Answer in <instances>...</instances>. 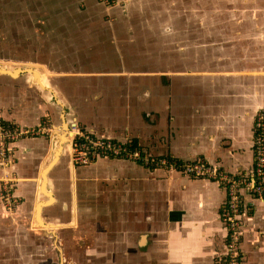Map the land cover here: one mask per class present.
<instances>
[{"label": "crops", "instance_id": "0c3cea01", "mask_svg": "<svg viewBox=\"0 0 264 264\" xmlns=\"http://www.w3.org/2000/svg\"><path fill=\"white\" fill-rule=\"evenodd\" d=\"M128 1L129 10L115 11L120 18L130 12L126 30L96 36L99 49H90L94 73L86 77L97 83L90 78L88 89L76 86L67 93L72 100L64 96L61 107L70 109L64 107V115H73L69 122L75 127L130 144L152 160L182 165L201 158L220 172L250 178L256 126L264 127V0H215L208 19L207 8L198 7L203 20L195 21V34L187 17L171 19L169 0ZM92 29L97 35L99 27ZM105 78L121 86L113 88ZM55 108L23 77L0 76V117L26 129L48 128L15 144L17 162L7 173L18 180L13 195L19 215L16 225L6 222L0 199V264L33 262L26 260L30 251L22 237L42 243L31 252L39 255L35 264L44 263L38 236L47 235L30 224L36 198L44 197L38 192L39 172L50 151L53 122L60 120ZM110 159L73 166L75 219L86 227L78 235L76 226L58 231L64 254L83 237L92 239L87 251L103 252L102 264H226L223 185ZM51 171L57 202L42 216L68 223L71 179ZM241 206L248 209L239 227L241 264H264V199L242 192Z\"/></svg>", "mask_w": 264, "mask_h": 264}, {"label": "rangeland", "instance_id": "374dc122", "mask_svg": "<svg viewBox=\"0 0 264 264\" xmlns=\"http://www.w3.org/2000/svg\"><path fill=\"white\" fill-rule=\"evenodd\" d=\"M159 4L160 2L157 1L156 12H158L157 7H160ZM185 4H187L186 10L183 8ZM168 5L170 6L171 19L175 22L182 20L184 17L188 18V28L191 34H195L196 32V22L199 23L200 20H203V18L198 17L199 13H196L195 9H198V7L200 9L207 8V16H204L205 13L201 15L208 19L211 16L209 11L215 9L216 6L215 0H169ZM119 8L129 10V1L0 0V63H9L10 65L38 64L40 68L43 67L52 73V76L49 77L62 96L72 100L71 96H67V93L69 94L72 88L77 86L84 89V86L87 85L88 89L89 84L87 80L90 78L94 83H97L96 77H86L88 74L94 73L91 68L94 62L89 53H91V48H95L96 52L99 49L96 36L101 38V36H105L110 31H112L114 36H117L126 30L125 26L128 24L127 20L129 18L131 20V15L130 12H127L124 17H118L115 11L119 10ZM157 19L162 20V14H159ZM223 20L225 18L220 16V21L222 22ZM94 27H99L97 35L96 31L94 32V29H92ZM106 40L108 39L106 38ZM89 42L92 44L89 45ZM112 64L117 66L115 62ZM105 80L113 88H115V85L121 86V83H119L121 81L116 82L115 79L112 80L111 78H105ZM131 87L135 88L133 84H131ZM78 128L83 130L80 127ZM142 154L144 155V153ZM118 159L123 160L122 158L110 160ZM157 161L165 160H155L154 166L150 165L147 167H157L156 164L159 163ZM165 163L169 164L167 161ZM171 168L165 169L164 172L170 171ZM175 172H178L180 175L182 174L177 169ZM4 208L2 207L8 216L6 217V222L16 225L18 214L15 215L16 213L9 212ZM100 210H102L101 207L96 208L94 212H99ZM106 214L102 213V216ZM78 217H80L79 214ZM113 217H116V215H113ZM80 220L79 218L78 222L76 221V228L73 231L77 235L84 234V228L86 227ZM90 224L96 228L99 222L93 220ZM58 231L62 232L63 230L59 229ZM38 237H43L42 241L45 250H47L44 254L43 264H47L49 261L52 264H58L57 252L51 243V238L45 235ZM33 239H36V237ZM74 241L76 244L70 250V255H67V253L63 255L65 264H102L105 262V256L101 254L103 252L94 253L87 251L86 248L92 243V239L88 238L86 240L83 237H76ZM22 242V244L30 245L28 238L22 237ZM34 247L36 248V246ZM28 249L30 252L26 254V260L28 262L32 259L33 262L29 264H35L34 261H39V257L33 255L31 247H28Z\"/></svg>", "mask_w": 264, "mask_h": 264}, {"label": "built area", "instance_id": "2783aa9c", "mask_svg": "<svg viewBox=\"0 0 264 264\" xmlns=\"http://www.w3.org/2000/svg\"><path fill=\"white\" fill-rule=\"evenodd\" d=\"M44 126V125H43ZM37 129H26L14 122H8L0 117V199L4 207L19 215V200L13 195L18 180L13 174H8L16 162L15 144L28 136H38L47 133V127ZM72 163L74 167L90 165L101 158H122L129 162H140L143 166L155 165L154 161L143 155L132 145L123 146L108 139L97 138L94 134L72 128ZM50 131V130H49ZM254 160L252 164V176L248 179L236 177L214 168L205 160L198 158L187 164H174L170 161H157V169L164 172L178 170L185 176L205 180L207 182L223 185L226 189V205L221 213L220 219L228 231V245L226 249V264H241L240 245L241 239L239 227L248 209H242V192L251 197L264 199V127L261 123L256 126L255 139L253 141ZM145 156V157H144Z\"/></svg>", "mask_w": 264, "mask_h": 264}, {"label": "water", "instance_id": "95a60500", "mask_svg": "<svg viewBox=\"0 0 264 264\" xmlns=\"http://www.w3.org/2000/svg\"><path fill=\"white\" fill-rule=\"evenodd\" d=\"M0 71L4 72L2 74H8L9 76L17 75L18 77H23V80L28 84L29 87L41 92L44 101L48 103V105L56 107L55 113L56 115H58V118H60V120L55 119V122H53L54 124L52 125L53 127L49 139L50 151L46 156L45 161H43L41 164V170L39 172L38 192H40L44 197H37L35 200L32 210L30 227L33 229H39L38 225H40L42 226L41 228H44L43 231H45V234L51 238V243L57 252L58 264H65L63 261V247L59 245L60 242L58 230L72 228L76 224L75 216L77 215V212L74 202V184L72 178L70 187L71 205L69 209L71 217L68 223L46 221V219L42 215L45 208L53 206V204L57 202V196L55 194L56 190L55 187L53 188V183L50 181L51 177L49 176V172L51 170H60L66 162H68L70 170L74 168L71 156V129L74 128L75 125L69 122V119H71L73 115L70 117L69 115H64V107L66 110H70L68 105H64L61 107L62 104H65L64 96H62L58 88L52 83V80L49 76H45L44 79L43 75L39 73L41 69L37 70L36 68L31 66L27 67L25 64L15 66L7 63H0ZM36 73L38 74L36 75ZM59 101H61V103L59 104L60 106L58 105ZM47 228L49 230H46Z\"/></svg>", "mask_w": 264, "mask_h": 264}, {"label": "flooded vegetation", "instance_id": "af4514ba", "mask_svg": "<svg viewBox=\"0 0 264 264\" xmlns=\"http://www.w3.org/2000/svg\"><path fill=\"white\" fill-rule=\"evenodd\" d=\"M72 91L76 92L77 89L76 88H72ZM70 93H71V91H70ZM72 171H73V169L70 170L69 164H68V162H66L64 164V166L56 174H61L62 175L61 178H64L65 180L68 179V181H70L71 176H72ZM68 192H69V189H68ZM66 205H67V208H68V212L67 213L70 215L69 209H70V205L71 204L67 203ZM227 245H228V239L225 240V249H227ZM224 259H225V262H226V257Z\"/></svg>", "mask_w": 264, "mask_h": 264}, {"label": "bare ground", "instance_id": "6f19581e", "mask_svg": "<svg viewBox=\"0 0 264 264\" xmlns=\"http://www.w3.org/2000/svg\"><path fill=\"white\" fill-rule=\"evenodd\" d=\"M7 64H9V63H7ZM27 67H29V66H31V67H34V68H36L37 70H40L41 69V71H39V73L41 74V75H43V77H44V79H45V76L46 77H48V76H52V73L51 72H49V71H47L45 68H43V67H39V65L38 64H35V63H26L25 64ZM15 66H20V64L19 65H15ZM2 73H4V72H2V71H0V76H2V75H5V74H2ZM38 73H36V75H37ZM39 74V75H40ZM8 75V74H7ZM11 78H13V79H15V78H17V75H14V76H10ZM42 77V76H41ZM46 82V81H45ZM48 82V81H47ZM48 91H50V90H48ZM41 190H42V188H41ZM38 227H39V229L40 230H43L44 228H41L42 226H40V225H38ZM49 228V227H48ZM46 229V230H49V229ZM38 229V228H37ZM38 229V230H39ZM56 229H58V228H56Z\"/></svg>", "mask_w": 264, "mask_h": 264}, {"label": "trees", "instance_id": "16d2710c", "mask_svg": "<svg viewBox=\"0 0 264 264\" xmlns=\"http://www.w3.org/2000/svg\"><path fill=\"white\" fill-rule=\"evenodd\" d=\"M29 242H30V245H27V247H31V249H33V250L35 249V252H36V248L34 246L42 244L39 241H37V239H31V238L29 239ZM45 251H47V250H44V254H45ZM38 257H39V255H38ZM48 264H52V263L48 262Z\"/></svg>", "mask_w": 264, "mask_h": 264}, {"label": "clouds", "instance_id": "9594fccd", "mask_svg": "<svg viewBox=\"0 0 264 264\" xmlns=\"http://www.w3.org/2000/svg\"><path fill=\"white\" fill-rule=\"evenodd\" d=\"M71 131H72V129H71Z\"/></svg>", "mask_w": 264, "mask_h": 264}]
</instances>
